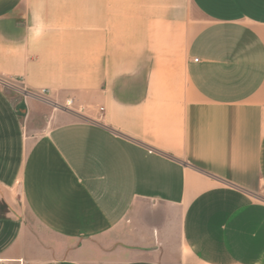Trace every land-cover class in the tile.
<instances>
[{
	"label": "crops",
	"instance_id": "crops-1",
	"mask_svg": "<svg viewBox=\"0 0 264 264\" xmlns=\"http://www.w3.org/2000/svg\"><path fill=\"white\" fill-rule=\"evenodd\" d=\"M0 264H264V0H0Z\"/></svg>",
	"mask_w": 264,
	"mask_h": 264
},
{
	"label": "rangeland",
	"instance_id": "rangeland-1",
	"mask_svg": "<svg viewBox=\"0 0 264 264\" xmlns=\"http://www.w3.org/2000/svg\"><path fill=\"white\" fill-rule=\"evenodd\" d=\"M9 95L13 97L15 100H18L19 98H22V96L15 90L9 91Z\"/></svg>",
	"mask_w": 264,
	"mask_h": 264
},
{
	"label": "built area",
	"instance_id": "built-area-1",
	"mask_svg": "<svg viewBox=\"0 0 264 264\" xmlns=\"http://www.w3.org/2000/svg\"><path fill=\"white\" fill-rule=\"evenodd\" d=\"M68 106V104H66Z\"/></svg>",
	"mask_w": 264,
	"mask_h": 264
}]
</instances>
